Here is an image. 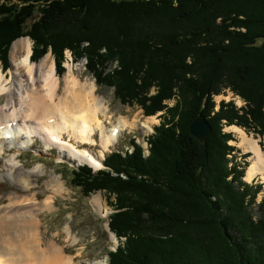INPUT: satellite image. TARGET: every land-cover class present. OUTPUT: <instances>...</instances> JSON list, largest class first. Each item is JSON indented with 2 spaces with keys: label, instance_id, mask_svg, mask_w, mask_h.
Instances as JSON below:
<instances>
[{
  "label": "trees",
  "instance_id": "1",
  "mask_svg": "<svg viewBox=\"0 0 264 264\" xmlns=\"http://www.w3.org/2000/svg\"><path fill=\"white\" fill-rule=\"evenodd\" d=\"M22 37L31 61L50 52L61 75L69 51L121 105L162 113L147 155L130 140L100 171L69 169L72 187L113 209L109 264H264L262 186L243 181L248 164L223 131L264 136V0H0L4 67ZM225 90L245 105L216 109ZM199 115L211 127L203 144L189 133Z\"/></svg>",
  "mask_w": 264,
  "mask_h": 264
},
{
  "label": "bare ground",
  "instance_id": "2",
  "mask_svg": "<svg viewBox=\"0 0 264 264\" xmlns=\"http://www.w3.org/2000/svg\"><path fill=\"white\" fill-rule=\"evenodd\" d=\"M10 45L9 73L0 69V99L6 96L4 103H0V158L7 151L10 157L0 169V178L8 180L21 191L0 199V205H3L0 206V264H70L73 261L66 257L64 247L54 241L44 242L38 218L42 211L54 208V196L63 193L66 188L63 181L58 175H49L44 186L51 191L50 195L36 203L35 198L30 197L32 175L38 179L45 174V170L39 166L24 170L17 159L20 152L38 138L47 151L55 148L59 155H67L68 159H76L94 170H100L103 167L100 158L92 152L77 150L76 144L94 145L95 131L99 130L100 145L107 150L126 125L123 122L113 126L107 135L101 119L106 118L107 108L97 98L94 84L80 82L68 68L62 77L59 93L61 80L54 74V60L50 54L33 63L28 38H20ZM153 122L154 118L145 119L140 128L152 129ZM129 126L136 127V124ZM228 130L237 133L239 144L245 145L252 153L246 180L249 182L259 176L264 182V155L258 144L246 137L239 127L231 126ZM16 141V150L5 149V144L11 147ZM93 202L101 208L100 200L95 198ZM111 239L115 243L116 238L112 234ZM86 264L108 263L102 260Z\"/></svg>",
  "mask_w": 264,
  "mask_h": 264
},
{
  "label": "rangeland",
  "instance_id": "3",
  "mask_svg": "<svg viewBox=\"0 0 264 264\" xmlns=\"http://www.w3.org/2000/svg\"><path fill=\"white\" fill-rule=\"evenodd\" d=\"M25 38V37H22ZM27 38V37H26ZM20 39V38H19ZM18 40V39H17ZM16 41V40H15ZM31 42V41H30ZM11 46V45H10ZM32 46V43H31ZM9 53V50H8ZM32 53V49H31ZM47 54H50L48 52ZM45 54V55H47ZM44 55V56H45ZM43 56V57H44ZM52 56V55H51ZM53 60L54 57L52 56ZM42 59V58H40ZM40 59L36 61H31L33 63H38ZM64 62L62 67L64 72L61 75L56 73V67L54 62V70L56 77L61 81L59 82V93L62 89V77L68 71V68H71L74 76H76L80 82H86L94 84L95 94L99 98L103 107L107 108L106 118H101L105 125L106 134H110V131L113 126H119L125 122V128L118 136L114 138L113 145L108 147V149H103L100 140V131H95V143L81 144L77 143L76 148L79 151H88L92 152L101 162L103 159L110 153L116 151H125L127 148H130L129 141L135 140L136 144L142 146L145 150V155H147V137L154 133V127L158 126L162 120L158 113L153 117H144L142 110L137 106H128L121 105L114 99L113 89L106 87H97L94 78L90 73L87 72L85 65L86 60L80 59L78 61L73 60L72 55L69 51L64 52ZM10 59L8 55V64L4 67L0 63V69L4 73H9L7 70L10 68ZM117 63H109L106 66V72L111 71L116 68ZM6 99V96H1L0 103L3 104ZM216 103V109L219 108L220 102H230L232 101L237 108L244 106L245 104L240 99V96H234L230 91H223L220 95L214 97ZM168 105L172 106L174 101L167 102ZM154 118L155 122L151 125L152 129L145 127L140 128L143 123L145 124V119ZM136 124V127H131L129 125ZM228 127L223 129L226 133H231L233 140L229 142L231 146H234L238 150L236 156L237 161L248 164V167L251 164V158H253L252 153L248 151V148L245 145L239 144L238 134L228 130ZM237 127V126H234ZM239 127V126H238ZM237 127V128H238ZM241 129V128H239ZM246 137L252 138L264 155V136H260L252 131L246 132L241 129ZM66 137V135H65ZM67 140V138H65ZM16 143L9 147L8 144H5V149L16 150ZM9 151L6 152L0 158V169L3 163L10 157ZM20 157L18 162L23 165L24 170H33L39 166L41 170H45V174L41 175L38 179H35L32 175V185L30 188V194L32 198H35L36 203L42 202L46 197L50 195L51 191H48L45 186V180L49 175H58L65 185V190L63 193L54 196V208L51 211H42L39 214L38 218L41 222V236L44 242L54 241L59 246L65 248L66 257L72 259L73 263L70 264H86L93 261H102L106 260L109 264L108 253L116 249L118 244L117 239L115 243L111 239V232L108 228L107 217L113 213L112 207L109 205V201L106 200L105 196L101 192L91 194L88 197H84L81 191L77 188H74L70 184L69 169H76L79 166L88 165L84 162H80L76 159H68L67 155H59V153L53 150H46L45 144L38 138L33 141V144L29 148H25L20 152ZM11 155V154H10ZM17 162V161H16ZM2 163V164H1ZM90 166V165H88ZM93 168L92 166H90ZM98 171V170H94ZM246 171L243 177V181L247 184H260L262 186V191L258 194L257 202H260L264 197V182L260 179L259 176L255 177L252 181L246 180ZM1 174V171H0ZM21 191L16 185H13L6 179L0 178V199L5 198V196L12 194L13 192ZM24 193V191H22ZM52 195V194H51ZM97 198L100 200V209L93 200ZM111 201V200H110ZM6 204V203H4ZM3 206L2 204L0 205ZM113 235V234H112Z\"/></svg>",
  "mask_w": 264,
  "mask_h": 264
},
{
  "label": "water",
  "instance_id": "4",
  "mask_svg": "<svg viewBox=\"0 0 264 264\" xmlns=\"http://www.w3.org/2000/svg\"><path fill=\"white\" fill-rule=\"evenodd\" d=\"M189 126V133L192 137L199 141L200 144L205 143L206 139L211 133V127L209 123L203 118V116H197Z\"/></svg>",
  "mask_w": 264,
  "mask_h": 264
}]
</instances>
